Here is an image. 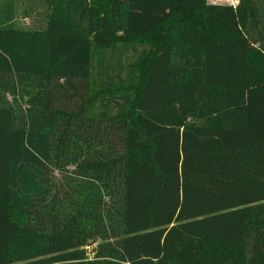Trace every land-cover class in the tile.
<instances>
[{"label":"trees","instance_id":"16d2710c","mask_svg":"<svg viewBox=\"0 0 264 264\" xmlns=\"http://www.w3.org/2000/svg\"><path fill=\"white\" fill-rule=\"evenodd\" d=\"M20 1L0 264H264V0H28L36 30Z\"/></svg>","mask_w":264,"mask_h":264},{"label":"rangeland","instance_id":"374dc122","mask_svg":"<svg viewBox=\"0 0 264 264\" xmlns=\"http://www.w3.org/2000/svg\"><path fill=\"white\" fill-rule=\"evenodd\" d=\"M211 4H225V5H237L238 0H208ZM20 4V5H19ZM19 13L17 15L16 24L23 29L36 30L41 28V20L46 14L44 7H36L31 1L23 0L19 2ZM31 10V11H29ZM98 241L91 242L86 248L89 258H93L95 249L98 245Z\"/></svg>","mask_w":264,"mask_h":264}]
</instances>
